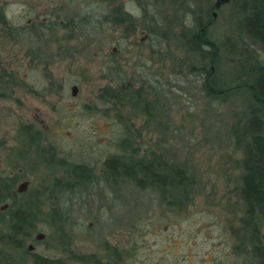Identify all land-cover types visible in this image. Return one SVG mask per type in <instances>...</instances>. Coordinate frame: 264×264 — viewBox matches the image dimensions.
Masks as SVG:
<instances>
[{
	"label": "rangeland",
	"instance_id": "obj_1",
	"mask_svg": "<svg viewBox=\"0 0 264 264\" xmlns=\"http://www.w3.org/2000/svg\"><path fill=\"white\" fill-rule=\"evenodd\" d=\"M118 1L138 19L134 34L108 27L80 37L40 25L78 12L91 16L106 5L101 1L0 0L10 27L8 37L0 29V169L18 177L15 187L27 180L28 191L48 195L29 252H11L5 261L0 242V264H34L36 256L66 264H248L231 250L230 229L241 216L235 189L241 156L229 131L239 108L210 103L200 93L199 71L215 65L197 61L179 41L183 30L197 31L193 13L180 1ZM201 1L214 18L207 37L240 42L230 7L216 10L214 0ZM158 22L155 36L142 29ZM254 50L264 64V51ZM232 64L224 60L222 74L234 73ZM24 126L41 140L30 145ZM123 140L134 141L138 158L154 150L188 169L196 179L194 198L174 207L156 191L115 196L103 180L57 191L55 181L68 182L64 162L84 164L100 178Z\"/></svg>",
	"mask_w": 264,
	"mask_h": 264
},
{
	"label": "trees",
	"instance_id": "obj_2",
	"mask_svg": "<svg viewBox=\"0 0 264 264\" xmlns=\"http://www.w3.org/2000/svg\"><path fill=\"white\" fill-rule=\"evenodd\" d=\"M94 1H101L107 7L97 6L96 13L91 16L85 11L81 12L82 14L78 12L79 14H72L70 17L65 16L61 21H56L55 17L41 22L40 25L45 26L46 30L51 29V25L60 26L66 34L68 32L73 36L72 33L75 32L80 37L94 34L98 30L102 33L108 27H118L122 32L127 30L132 34L137 31L138 19L125 10L118 0ZM173 1H180L186 12L193 13V26L197 29L196 32L183 30L178 36L179 41L186 51L194 54L197 61L203 62L207 59L210 64L215 65L214 70L199 71V88L203 98L214 104L231 102L239 108L229 131L233 151L241 156V160L235 163L240 169L236 175L235 189L241 216L238 218V224L230 229L235 242L231 250L248 264H264V64L254 50V47H257L264 51V0H227L218 7H215L213 2L211 8L216 10L221 9L223 4L230 7L228 17L231 20L232 32L240 41L232 40L229 36L221 44L207 37V28L214 20L212 14L210 15L209 6L202 8L201 0ZM147 13L143 9L145 17ZM94 18L97 19L91 20ZM161 26L158 22L157 26L148 25L142 29L148 31L149 36H155ZM9 28L5 7L1 6L0 29L6 37L9 35ZM162 35L168 37L167 33ZM224 60L233 63L231 66H234V73L222 74L220 65ZM2 76L3 73L0 79ZM142 108L146 112L147 107L143 105ZM152 115L155 116L154 112ZM31 127L24 126L21 132L32 137L29 138V144L33 145L34 140H41L42 135L38 132L31 133ZM123 141L125 142L122 143L121 153L110 155L104 161L100 178H95L91 168L84 164L64 162L68 167L65 170L69 175L68 182L63 184L59 180L55 181L53 184L57 191L69 192L67 185L84 184L96 187L99 186L97 182L103 180L107 186L106 190L109 189L115 196L123 191L137 196L141 194L139 192L156 191L161 195V199L167 197L166 204L174 207L188 204L189 200L194 198L196 179L189 174L188 169L177 163L172 164L168 159L157 155L154 150L143 152L138 158L139 148L133 146L134 141ZM57 162L62 163L61 159ZM17 178L16 175L7 174L5 170L0 169V206L7 203L6 210H0V242L3 252L0 251L5 261L12 256L11 252L21 255L29 252L25 246L38 230V222L43 215L41 203L48 196L42 199L43 193L38 189L17 192ZM20 195H23V200L18 198ZM52 215L55 219L54 213ZM61 222L62 220L58 226ZM32 259L34 264H66L64 260L42 256Z\"/></svg>",
	"mask_w": 264,
	"mask_h": 264
},
{
	"label": "water",
	"instance_id": "obj_3",
	"mask_svg": "<svg viewBox=\"0 0 264 264\" xmlns=\"http://www.w3.org/2000/svg\"><path fill=\"white\" fill-rule=\"evenodd\" d=\"M225 1H227V0H215V2H214V6L215 7H218L220 4H222V2H225ZM71 95L72 96H75L76 95V91H77V88H76V86H71ZM27 184H28V182H27V180L26 181H22L21 183H18L17 185H16V191L17 192H19V193H24V192H26L27 191ZM6 206H7V204H3V205H1L0 206V210H3V209H5L6 208ZM36 238H41V235L39 234V235H37L36 236ZM28 250L29 249H31V246H29L28 248H27Z\"/></svg>",
	"mask_w": 264,
	"mask_h": 264
},
{
	"label": "flooded vegetation",
	"instance_id": "obj_4",
	"mask_svg": "<svg viewBox=\"0 0 264 264\" xmlns=\"http://www.w3.org/2000/svg\"><path fill=\"white\" fill-rule=\"evenodd\" d=\"M214 2H215V0H214Z\"/></svg>",
	"mask_w": 264,
	"mask_h": 264
}]
</instances>
